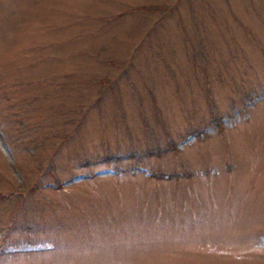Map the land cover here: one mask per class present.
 I'll use <instances>...</instances> for the list:
<instances>
[{
    "label": "rangeland",
    "instance_id": "rangeland-1",
    "mask_svg": "<svg viewBox=\"0 0 264 264\" xmlns=\"http://www.w3.org/2000/svg\"><path fill=\"white\" fill-rule=\"evenodd\" d=\"M0 264H264V0H0Z\"/></svg>",
    "mask_w": 264,
    "mask_h": 264
},
{
    "label": "trees",
    "instance_id": "trees-1",
    "mask_svg": "<svg viewBox=\"0 0 264 264\" xmlns=\"http://www.w3.org/2000/svg\"><path fill=\"white\" fill-rule=\"evenodd\" d=\"M11 195V193L8 192H4V193H0V198H4L5 196Z\"/></svg>",
    "mask_w": 264,
    "mask_h": 264
}]
</instances>
